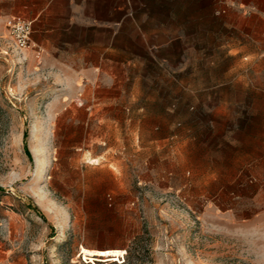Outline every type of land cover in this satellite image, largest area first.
<instances>
[{"label":"rangeland","instance_id":"1","mask_svg":"<svg viewBox=\"0 0 264 264\" xmlns=\"http://www.w3.org/2000/svg\"><path fill=\"white\" fill-rule=\"evenodd\" d=\"M8 6L0 264H264V25L230 18L248 5L130 0L112 34L33 33L26 57Z\"/></svg>","mask_w":264,"mask_h":264},{"label":"crops","instance_id":"2","mask_svg":"<svg viewBox=\"0 0 264 264\" xmlns=\"http://www.w3.org/2000/svg\"><path fill=\"white\" fill-rule=\"evenodd\" d=\"M10 3L4 9L7 18L14 15H23L34 20V35L42 36L43 33L59 32L60 28H77L82 33L102 32L113 33V25L120 23L123 27L125 20L128 21V8L130 0H0ZM248 5L247 10L231 12L239 15L247 21L250 31L248 35L256 34L257 23L264 25V9L256 4L258 0H238ZM264 2V0H263ZM254 8V9H253ZM242 11V12H241ZM57 23L52 24V20ZM61 20H67L65 25ZM237 27V26H236ZM55 28L57 30H55ZM43 50L44 41L41 40ZM264 138V130H262ZM258 159V158H257ZM261 159H264L261 158Z\"/></svg>","mask_w":264,"mask_h":264},{"label":"built area","instance_id":"3","mask_svg":"<svg viewBox=\"0 0 264 264\" xmlns=\"http://www.w3.org/2000/svg\"><path fill=\"white\" fill-rule=\"evenodd\" d=\"M6 26L13 50L21 57H26L27 51L33 45L34 20L23 15H14L6 19ZM41 51V47L35 45L34 52L40 55Z\"/></svg>","mask_w":264,"mask_h":264}]
</instances>
